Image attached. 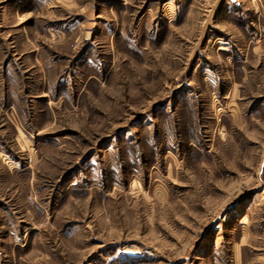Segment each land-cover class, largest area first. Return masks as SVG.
Here are the masks:
<instances>
[{"label": "rangeland", "instance_id": "374dc122", "mask_svg": "<svg viewBox=\"0 0 264 264\" xmlns=\"http://www.w3.org/2000/svg\"><path fill=\"white\" fill-rule=\"evenodd\" d=\"M0 264H264V0H0Z\"/></svg>", "mask_w": 264, "mask_h": 264}]
</instances>
